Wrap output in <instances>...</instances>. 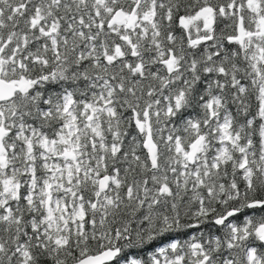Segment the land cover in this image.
<instances>
[{"label":"snow or ice","instance_id":"snow-or-ice-1","mask_svg":"<svg viewBox=\"0 0 264 264\" xmlns=\"http://www.w3.org/2000/svg\"><path fill=\"white\" fill-rule=\"evenodd\" d=\"M0 264H264V0H0Z\"/></svg>","mask_w":264,"mask_h":264}]
</instances>
